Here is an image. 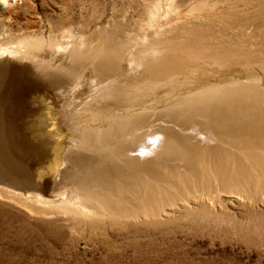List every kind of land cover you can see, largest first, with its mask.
Returning <instances> with one entry per match:
<instances>
[{
	"label": "bare ground",
	"instance_id": "1",
	"mask_svg": "<svg viewBox=\"0 0 264 264\" xmlns=\"http://www.w3.org/2000/svg\"><path fill=\"white\" fill-rule=\"evenodd\" d=\"M170 5L157 1L125 40L111 33L107 41L101 29L86 46L67 33L52 47L60 63L32 55L38 44L29 53L26 38L0 49V184L8 193L149 225L233 220L264 203V19L240 24L242 39L220 47L199 28L209 17L226 21L225 12L203 3L169 18ZM65 69L89 73L87 95L71 94L79 86L70 89L76 81Z\"/></svg>",
	"mask_w": 264,
	"mask_h": 264
},
{
	"label": "rangeland",
	"instance_id": "2",
	"mask_svg": "<svg viewBox=\"0 0 264 264\" xmlns=\"http://www.w3.org/2000/svg\"><path fill=\"white\" fill-rule=\"evenodd\" d=\"M157 1L0 0V49L14 48L26 38L27 48L37 44L40 48L32 55L60 63L61 57L52 47L56 42H65L67 33L74 38L72 42L83 41L86 46L96 44L92 40L100 39L101 29L107 33V41L113 35L125 40L130 33L139 31V23ZM160 2L164 8L171 4L169 18H174L175 12L184 14L203 3L215 6L216 12H225L226 21L209 17V22H203L199 28L203 33L210 30L208 34L213 36L207 39L216 45L219 42L220 47H229L230 39L239 41L240 36L242 39L237 28L240 24H256L260 18L264 19V0ZM205 23L207 28L203 26ZM204 36L206 39L207 35ZM66 70L61 73L65 80L76 81L70 89L79 86L71 94L74 96L82 90L87 95L89 73L75 77ZM5 188L0 184V264H264V203L239 211L237 216L242 215L233 220L192 215L164 225H149L114 222L107 216L73 215L15 196Z\"/></svg>",
	"mask_w": 264,
	"mask_h": 264
}]
</instances>
